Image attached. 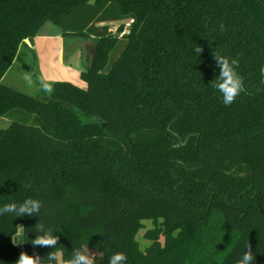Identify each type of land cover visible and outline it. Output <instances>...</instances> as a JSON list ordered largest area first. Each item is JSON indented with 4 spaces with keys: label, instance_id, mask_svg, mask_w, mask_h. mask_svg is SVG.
I'll return each mask as SVG.
<instances>
[{
    "label": "trees",
    "instance_id": "16d2710c",
    "mask_svg": "<svg viewBox=\"0 0 264 264\" xmlns=\"http://www.w3.org/2000/svg\"><path fill=\"white\" fill-rule=\"evenodd\" d=\"M46 22L90 40L85 85L41 77L25 40ZM22 48L35 94L5 82ZM214 51L239 61L230 106L210 85ZM262 68L264 0H0V117L32 118L0 128V207L43 202L40 217L0 216V264L19 257L20 226L23 251H51L31 246L39 219L65 258L88 242L95 264H236L248 242L264 264Z\"/></svg>",
    "mask_w": 264,
    "mask_h": 264
},
{
    "label": "clouds",
    "instance_id": "9594fccd",
    "mask_svg": "<svg viewBox=\"0 0 264 264\" xmlns=\"http://www.w3.org/2000/svg\"><path fill=\"white\" fill-rule=\"evenodd\" d=\"M202 51L200 46L195 47V52L198 55ZM213 60L219 68V74L211 81L210 85L220 93L222 102L226 106H230L245 91L243 78L237 71L239 61L230 59L217 51L213 53ZM261 73L264 74V68L261 69ZM43 87L48 92L52 91L48 84H44ZM42 207L41 200L29 197L19 204L12 202L3 205L0 207V216L6 214H11L14 217L39 216ZM34 230L36 235L31 240L32 248H47L51 251L43 257L38 253L29 254L26 251H21L15 264H95V254L89 250L88 242L73 249L71 256L65 258L64 250L58 246L60 237L55 234L59 231L58 229L49 227L39 219ZM127 259L126 253L115 252L109 256L108 264H127ZM255 259L251 245L247 242L236 264H255Z\"/></svg>",
    "mask_w": 264,
    "mask_h": 264
},
{
    "label": "rangeland",
    "instance_id": "374dc122",
    "mask_svg": "<svg viewBox=\"0 0 264 264\" xmlns=\"http://www.w3.org/2000/svg\"><path fill=\"white\" fill-rule=\"evenodd\" d=\"M131 22V20L126 21V25L128 26V24ZM120 24V22H112L110 24V26L112 27V30H116L119 27L118 25ZM59 29L58 27L54 26L51 22H48L46 24V26L44 27V32L46 31H52L53 29ZM54 31V30H53ZM68 40V44H69V48L67 50V53L70 52V48L72 49L73 47L76 48V50L80 49L81 51V57L84 53L85 50V45L87 42H89L90 40H75L74 42L71 43V41L69 39ZM66 40V43H67ZM27 44H29L27 42ZM33 49L35 48L33 45H30ZM79 58L77 62L74 63V68L77 70L75 71L76 73L78 71H80V69H82L84 67V62L82 60V58ZM33 53L31 50L26 49V48H22L16 61L14 62V64L12 65V67L9 69V71L6 74V78H5V82L12 84L13 86L24 90L26 92L29 93H36L38 91L36 82H35V78H34V74L32 71V67H33ZM75 84L77 85H82L84 84V81L82 80L81 77H76V82ZM17 120V121H23V122H32V118L27 115L24 114L22 112H18L15 111L13 113H11V115L9 116H5V117H0V128H6L8 127L12 121ZM144 224L145 227L140 229L139 232L136 234V238L137 240L140 241L141 244V249H145L151 242V240H148L144 237L145 232L154 227V224L151 222V220H144ZM15 243L18 246V249L20 251H22L23 249V228L22 226L19 227L15 237H14Z\"/></svg>",
    "mask_w": 264,
    "mask_h": 264
},
{
    "label": "crops",
    "instance_id": "0c3cea01",
    "mask_svg": "<svg viewBox=\"0 0 264 264\" xmlns=\"http://www.w3.org/2000/svg\"><path fill=\"white\" fill-rule=\"evenodd\" d=\"M46 24L39 34L34 37V50L37 54L40 75L45 81L67 79L75 83L76 77H80V71L76 73L77 70L73 65L81 57V51L80 49L75 50L66 57V38L62 35V30L55 28L54 31L44 32ZM25 42H28L27 39ZM81 58L83 60V56ZM82 85H85V82Z\"/></svg>",
    "mask_w": 264,
    "mask_h": 264
},
{
    "label": "water",
    "instance_id": "95a60500",
    "mask_svg": "<svg viewBox=\"0 0 264 264\" xmlns=\"http://www.w3.org/2000/svg\"><path fill=\"white\" fill-rule=\"evenodd\" d=\"M116 35H119V33L117 32ZM29 45H33L34 46V37H30L27 39Z\"/></svg>",
    "mask_w": 264,
    "mask_h": 264
},
{
    "label": "built area",
    "instance_id": "2783aa9c",
    "mask_svg": "<svg viewBox=\"0 0 264 264\" xmlns=\"http://www.w3.org/2000/svg\"><path fill=\"white\" fill-rule=\"evenodd\" d=\"M115 31V30H114Z\"/></svg>",
    "mask_w": 264,
    "mask_h": 264
}]
</instances>
